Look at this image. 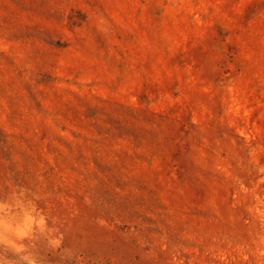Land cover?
Segmentation results:
<instances>
[{"label":"rangeland","instance_id":"obj_1","mask_svg":"<svg viewBox=\"0 0 264 264\" xmlns=\"http://www.w3.org/2000/svg\"><path fill=\"white\" fill-rule=\"evenodd\" d=\"M29 262L264 264V0H0V264Z\"/></svg>","mask_w":264,"mask_h":264},{"label":"clouds","instance_id":"obj_2","mask_svg":"<svg viewBox=\"0 0 264 264\" xmlns=\"http://www.w3.org/2000/svg\"><path fill=\"white\" fill-rule=\"evenodd\" d=\"M40 223L42 224V223H43V221H40ZM29 264H32V262H29Z\"/></svg>","mask_w":264,"mask_h":264}]
</instances>
